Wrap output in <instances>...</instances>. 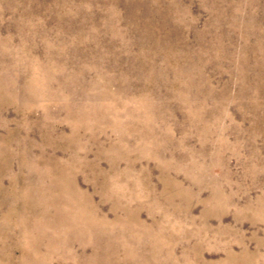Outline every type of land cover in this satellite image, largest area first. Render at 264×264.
I'll use <instances>...</instances> for the list:
<instances>
[{"label": "rangeland", "instance_id": "obj_1", "mask_svg": "<svg viewBox=\"0 0 264 264\" xmlns=\"http://www.w3.org/2000/svg\"><path fill=\"white\" fill-rule=\"evenodd\" d=\"M0 264H264V0H0Z\"/></svg>", "mask_w": 264, "mask_h": 264}]
</instances>
